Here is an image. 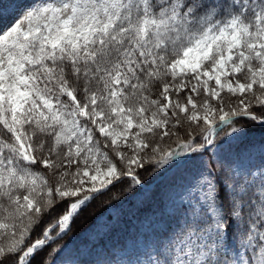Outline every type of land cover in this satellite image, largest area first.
Instances as JSON below:
<instances>
[{
  "label": "snow or ice",
  "instance_id": "1",
  "mask_svg": "<svg viewBox=\"0 0 264 264\" xmlns=\"http://www.w3.org/2000/svg\"><path fill=\"white\" fill-rule=\"evenodd\" d=\"M153 88H162L157 98ZM254 106L264 109V2L36 0L0 33V264H33L52 229L32 233L55 205L67 201L59 236L118 179L109 149L139 184L132 166H142L145 149L162 153L158 164L206 152L217 124L264 125ZM179 114L206 135L165 152L155 138ZM224 187L227 218L207 181L172 237L173 264H227L230 227L252 249L243 264H264V185Z\"/></svg>",
  "mask_w": 264,
  "mask_h": 264
},
{
  "label": "trees",
  "instance_id": "2",
  "mask_svg": "<svg viewBox=\"0 0 264 264\" xmlns=\"http://www.w3.org/2000/svg\"><path fill=\"white\" fill-rule=\"evenodd\" d=\"M3 2L5 0H0V5ZM35 2L36 0H31L30 6ZM221 2H230V0H221ZM257 2H264V0H257ZM218 19H224L223 14ZM160 90L162 88L159 90L153 88L152 97L157 98L158 91ZM222 95L225 96L227 102L229 96L225 93H222ZM181 96H184V93H181ZM197 100L200 102V98H197ZM236 100L237 98L235 96L231 97V101ZM251 111L258 117L264 118V109L254 106L251 108ZM185 116L186 114H179L181 123L175 125V127L172 125L175 124L176 118H172L169 125L170 134L164 137L162 141L159 136L155 138V142H159L160 148L163 151H179L178 146L180 144L194 139L202 140L206 135V132L203 130L206 128V125H203L202 122L197 125L196 123L188 121ZM233 120L236 123L232 126L224 125L219 128L220 125L217 124V134L213 137V144L207 147L206 152L196 154L201 158L202 163L212 172L213 182L221 193L218 203H221L226 218L228 213V194L224 187L226 183L247 181L255 188L264 185V152L248 159L247 166L241 171L235 170L229 161L216 157V150L224 146V144L235 145L242 150H247L256 142L264 141V125H261L258 120L250 121L247 117H233ZM241 125H243L244 131L240 136H237L232 131V127L234 126L239 129ZM149 137L150 134H145V138ZM100 139L103 144V138L100 137ZM122 150L126 153V159L132 155L127 149ZM108 151L109 155L113 158V162L117 164V169L120 173L118 179H114L113 183L107 189L96 194L95 198L88 203L87 207L82 208L79 214L73 218L68 231L49 242L39 251L33 264H40L41 261H43V264H52L69 245L77 242L89 243L94 239H98L97 242L96 240L94 241V244L101 243V248L98 253L96 255L79 258L73 264H109L112 252L118 249L123 251L124 245L129 243L132 238L141 232L140 225H136L135 227L137 228H134L131 225L132 219L126 218L123 213L130 206L136 205L137 198L141 197L145 202L144 206L138 210V214L140 215L143 208L150 202L148 199L149 196L155 197L158 193L159 185L162 182L158 179L169 168L177 164L181 157L187 153L185 152L182 155L174 156L173 159L165 164H158L156 161L160 159L162 153L154 154L150 148L145 149L140 154L143 157L142 166H132L134 175L140 180V183L136 184L132 176L124 174L128 171L126 165L121 163L119 158L110 149ZM40 170L45 171L47 174V170L43 169V165H40ZM72 170H75V165H73ZM54 179L55 177L49 175L50 183L54 182ZM155 181L157 182L153 186L147 187ZM66 208L67 201L55 205L54 210L42 219L40 225L32 233L33 240L41 238L42 232L55 224L64 214ZM188 208L189 206L183 203L172 212L158 213L157 220H161L160 225L157 224L147 229L146 235H155V247L152 256L156 260V264H173L176 260V250L172 246L171 241L174 233L179 231L178 225L183 222L182 218L184 214L182 213V209L187 210ZM115 217L119 223L111 225V220ZM102 218L106 219L102 229L98 231L97 236H91L89 230L93 232ZM110 227L111 230H108ZM56 229L58 227L54 228L52 234L56 233ZM233 232L234 228L230 227L228 229L227 241L230 243L231 248L221 253L220 258L221 260H227V264H243V260L250 259L253 252L249 246L242 243L241 238L233 235ZM236 248L241 250L240 261H236L234 257L233 249Z\"/></svg>",
  "mask_w": 264,
  "mask_h": 264
},
{
  "label": "rangeland",
  "instance_id": "3",
  "mask_svg": "<svg viewBox=\"0 0 264 264\" xmlns=\"http://www.w3.org/2000/svg\"><path fill=\"white\" fill-rule=\"evenodd\" d=\"M30 4L31 0H5L0 5V33L18 22ZM261 152H264V141L256 142L247 150H242L235 145L224 144L216 150V157L229 161L235 170L241 171L247 166L248 159ZM160 179L162 182L159 185L158 193L155 197L149 196L150 202L143 208L140 215L138 210L144 206L145 202L141 197L137 198L136 205L130 206L123 213L126 218L132 219L131 225L134 228H137L136 225H140L141 232L124 245L123 251L118 249L112 252L109 264H156V260L152 256L155 247V235H146V231L157 224L160 225L161 220H157L158 213L172 212L183 203L190 207L206 193L207 181H212L214 184L212 172L202 163L198 155L191 152L185 153L179 162L169 168ZM185 211L182 209L183 214ZM105 221L106 219L102 218L93 232L89 230L91 236H97ZM115 223H119L116 217L111 220V225ZM56 224L57 222L49 228L53 231ZM68 229L59 236L57 235L60 231L59 228L56 229L55 234L51 232L52 240L65 234ZM108 230H111V227ZM95 240L98 241V239H94L89 243L77 242L69 245L52 264H73V262L76 263L79 258L84 256L96 255L101 248V243L94 244ZM230 248V243L226 240V249ZM233 252L235 260L240 261L241 250L236 248L233 249ZM180 259L187 260V257L181 255Z\"/></svg>",
  "mask_w": 264,
  "mask_h": 264
},
{
  "label": "water",
  "instance_id": "4",
  "mask_svg": "<svg viewBox=\"0 0 264 264\" xmlns=\"http://www.w3.org/2000/svg\"><path fill=\"white\" fill-rule=\"evenodd\" d=\"M220 127H222V126H220ZM158 181V180H157ZM152 186V185H151ZM95 195V194H94Z\"/></svg>",
  "mask_w": 264,
  "mask_h": 264
}]
</instances>
